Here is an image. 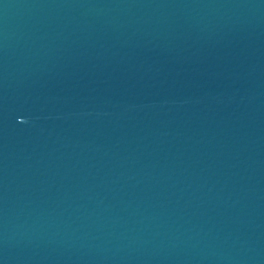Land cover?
I'll return each mask as SVG.
<instances>
[{
  "label": "water",
  "instance_id": "water-1",
  "mask_svg": "<svg viewBox=\"0 0 264 264\" xmlns=\"http://www.w3.org/2000/svg\"><path fill=\"white\" fill-rule=\"evenodd\" d=\"M0 264H264V0H0Z\"/></svg>",
  "mask_w": 264,
  "mask_h": 264
}]
</instances>
